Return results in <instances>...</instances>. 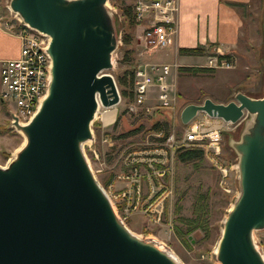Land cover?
I'll list each match as a JSON object with an SVG mask.
<instances>
[{
    "label": "water",
    "instance_id": "obj_1",
    "mask_svg": "<svg viewBox=\"0 0 264 264\" xmlns=\"http://www.w3.org/2000/svg\"><path fill=\"white\" fill-rule=\"evenodd\" d=\"M108 0H10L29 28L49 37L50 80L24 125L23 144L0 167V264H178L153 240L133 235L115 215L84 156L98 109L120 96L112 68L117 46ZM264 35V22H263ZM231 124L245 112L252 124L232 143L240 192L227 212L216 247L220 264H264L253 232L264 228V93H237L227 103L205 98L180 112Z\"/></svg>",
    "mask_w": 264,
    "mask_h": 264
},
{
    "label": "rangeland",
    "instance_id": "obj_2",
    "mask_svg": "<svg viewBox=\"0 0 264 264\" xmlns=\"http://www.w3.org/2000/svg\"><path fill=\"white\" fill-rule=\"evenodd\" d=\"M9 3L10 0H0V21L9 26V29L3 26L4 29L14 31L17 30L16 24L19 21L10 10ZM123 3L126 2L109 0L108 4L111 8L106 6L112 14L117 46L112 53V68L103 71L114 78L120 102L102 114L103 119L105 114L114 111L113 124L101 128L100 115L94 118L91 123L92 138L90 140L95 141L96 156L90 151L92 144L88 141L82 145L84 156L95 179L108 197L115 215L136 236L143 240L154 239L153 241L160 249L172 253L171 255L180 264H220L216 259V247L227 212L240 192L237 168L239 156L232 143L240 140L243 132L252 124L254 117L245 112L238 122L231 124L226 131L222 132L221 153L216 156V163L212 160L214 155L211 151H203L200 161L185 164L176 159L178 149L173 153L172 169L167 180L172 195L163 203L164 211L167 213L165 217L157 220L139 213L129 217L122 216L117 201L105 191L108 182L115 180L119 173L128 175L130 180L135 178V173H147L146 158L150 157L147 153L151 151L150 155H152L159 149L158 146L162 147L157 143L165 137L155 138L153 136L154 128L152 127L154 125L162 123L161 129L164 130V134L173 133L175 138L181 137L183 132L181 121L176 123V126L167 125L160 121L164 119V113L159 111L139 112L135 115L125 110L127 100L131 99L130 89L120 86L117 79L123 75L128 76L139 61L135 55L136 30L135 28L130 29L126 24L121 8ZM244 12V35L240 40V51L233 55L229 54L230 59H226L231 67H209L210 71L203 70L208 67L209 57H218V53L212 46L203 48L204 53L201 55H189L192 58L187 59V62L155 61L172 66L181 103H201L205 98L227 103L233 100L237 93L251 98L263 96L264 0H253ZM128 34L131 41L128 45H124L121 39ZM122 91L126 92L125 96ZM0 119V124L9 126L7 111L3 108L2 110L0 108ZM103 139L104 142H102ZM23 142L24 137L21 132L10 130L0 133V167L7 164ZM100 169L101 172H98ZM120 186L121 184L116 182V189ZM143 190L146 191V188ZM197 193H207L208 215L205 216L207 230L196 229L180 236L176 227L184 232L185 225L179 219L193 216V202ZM169 225H171L170 229ZM253 240L264 257V228L253 232Z\"/></svg>",
    "mask_w": 264,
    "mask_h": 264
},
{
    "label": "built area",
    "instance_id": "obj_3",
    "mask_svg": "<svg viewBox=\"0 0 264 264\" xmlns=\"http://www.w3.org/2000/svg\"><path fill=\"white\" fill-rule=\"evenodd\" d=\"M108 1L107 6L111 8ZM123 2L130 5L135 23V40L140 45L141 56L163 49L175 39L179 0H123ZM15 16L19 21L17 24L21 27L10 32L19 37L20 51L17 58L5 60L0 65V100L6 108L9 127L17 131L13 122L27 124L47 93L51 58L47 52L48 35L29 28L16 14ZM3 26L7 24L0 21V27L4 28ZM7 27L9 29V26ZM207 66L229 68L231 64L224 58L212 56L208 58ZM130 93L131 99L125 104L127 113L137 115L139 112L150 113L156 110L164 113L161 122L170 126L179 123L181 109L186 104L180 102L171 65L140 59L133 69ZM109 108L98 102L95 118L100 115L101 128L115 121V117L108 123L102 119V114L109 111ZM161 125L162 123H159V128L154 129L153 136L165 137L157 143L162 147L158 146L159 149L152 155L151 151L147 153L150 156L146 158L147 173H135L132 180L128 175L119 173L115 180L112 179L107 184L105 191L117 201L120 214L124 217L135 213L157 220L165 217L167 213L164 211L163 203L172 195L167 180L172 169L173 153L180 148L211 151L214 155L212 160L216 163L215 158L221 153L222 132L226 131L231 123L211 117L205 112H198L186 124H181L183 132L179 138H175L173 133L164 134ZM88 142L92 144L90 146L92 148H89L95 155V141ZM98 172H101V169ZM116 182L121 184L118 189L115 187ZM168 228L170 229L171 225Z\"/></svg>",
    "mask_w": 264,
    "mask_h": 264
},
{
    "label": "crops",
    "instance_id": "obj_4",
    "mask_svg": "<svg viewBox=\"0 0 264 264\" xmlns=\"http://www.w3.org/2000/svg\"><path fill=\"white\" fill-rule=\"evenodd\" d=\"M252 1L179 0L178 29L175 39L167 47L143 56L139 54L138 41H135L137 60L187 62L192 56L180 54L179 49L207 46H212L221 54L233 55L239 52L240 40L244 35V9ZM19 51V37L0 27V65L5 60L17 58ZM0 108L2 110L1 100Z\"/></svg>",
    "mask_w": 264,
    "mask_h": 264
},
{
    "label": "trees",
    "instance_id": "obj_5",
    "mask_svg": "<svg viewBox=\"0 0 264 264\" xmlns=\"http://www.w3.org/2000/svg\"><path fill=\"white\" fill-rule=\"evenodd\" d=\"M124 18L126 20V24L128 27L132 30L135 28V23L133 20V15L131 12L130 5L123 3V6L121 7ZM17 29L21 27L20 24H17ZM122 43L124 45H128L131 41L130 35H124L122 37ZM180 54L184 55H201L204 53V49L201 47H195V48H182L179 49L178 51ZM218 57L224 58V59H230L229 54H221L218 53ZM203 69V67H201ZM203 70L210 71L209 67L204 68ZM132 76H133V71L129 73L128 76L123 75L122 77H118L117 81L120 86H124L125 88L127 87L128 89H131L132 87ZM122 94L125 96L126 92L122 91ZM2 108L6 110L5 106L2 104ZM152 128L157 129L159 128V124L154 125ZM10 130H13L11 127H9L6 124H0V133H6ZM203 157V150L198 149V148H187V149H178L176 152V159L180 163H190V162H196L200 161ZM207 199V193H197L195 196V200L193 202V211H192V217L189 218H183L180 217V221L185 225V231L182 232L181 228L176 227L177 233L182 236L183 234H189L190 232L200 229V230H207L206 226V220L205 216L208 215V204L206 202Z\"/></svg>",
    "mask_w": 264,
    "mask_h": 264
},
{
    "label": "bare ground",
    "instance_id": "obj_6",
    "mask_svg": "<svg viewBox=\"0 0 264 264\" xmlns=\"http://www.w3.org/2000/svg\"><path fill=\"white\" fill-rule=\"evenodd\" d=\"M106 6H107V2H106ZM114 114H115L114 111L108 112V114H105V115H104V117H103V121H104V122H107V123H108V122H111V121L114 119ZM95 116H96V114H95ZM95 116H94V118H95ZM91 131H92V130H91ZM22 136H23V135H22ZM88 141H89V140H88ZM17 151H18V150H17ZM17 151L14 152V155L12 154L13 157L15 156V153H16ZM13 157H12V158H13ZM8 161H9V160H8ZM229 207H230V206H229ZM129 231H130V230H129ZM130 232H131V231H130ZM131 233H132L133 235H135L133 232H131ZM136 234H137V233H136ZM136 237H138V236H136ZM150 240H151V239H150ZM153 240H154V239H153ZM159 245H160V244H159ZM165 249H166V248H165ZM215 252H216V251H215ZM171 254H172V253H171ZM173 259L175 260L176 263L180 264L179 261H178L175 257H173Z\"/></svg>",
    "mask_w": 264,
    "mask_h": 264
}]
</instances>
